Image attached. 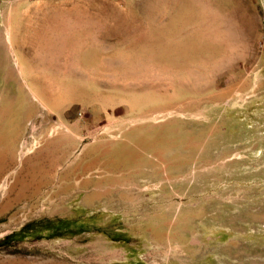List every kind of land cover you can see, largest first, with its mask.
Wrapping results in <instances>:
<instances>
[{"label":"rangeland","instance_id":"1","mask_svg":"<svg viewBox=\"0 0 264 264\" xmlns=\"http://www.w3.org/2000/svg\"><path fill=\"white\" fill-rule=\"evenodd\" d=\"M0 264H264V0H0Z\"/></svg>","mask_w":264,"mask_h":264},{"label":"bare ground","instance_id":"2","mask_svg":"<svg viewBox=\"0 0 264 264\" xmlns=\"http://www.w3.org/2000/svg\"><path fill=\"white\" fill-rule=\"evenodd\" d=\"M61 11L57 9L56 12H50L46 15L49 20L48 25L46 24V31L49 34L47 48L40 51L36 58L27 62L29 70L33 71L34 74L41 75V78L38 79L33 75L29 78L35 86L37 93L35 97L45 101L49 107L53 105L55 98L64 92L58 81L60 79L58 76L60 74L64 77L72 76V68L69 66L70 58L63 54V50L69 43L70 31L80 27V24L74 21V17L71 16L73 13L70 15L66 11ZM14 84H16L17 91L21 93L27 86L23 82Z\"/></svg>","mask_w":264,"mask_h":264}]
</instances>
